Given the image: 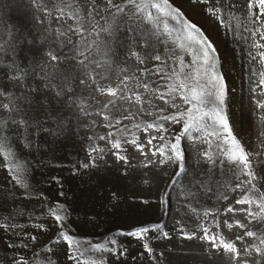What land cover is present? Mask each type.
Returning <instances> with one entry per match:
<instances>
[{
  "label": "rangeland",
  "instance_id": "374dc122",
  "mask_svg": "<svg viewBox=\"0 0 264 264\" xmlns=\"http://www.w3.org/2000/svg\"><path fill=\"white\" fill-rule=\"evenodd\" d=\"M114 2L120 3L122 0ZM168 2L213 41L218 57L215 72L224 77L226 85L224 113L233 135L247 150L259 153L252 157L254 168L264 170V148L261 147L264 136L260 135L264 125L258 119L260 110L255 107L258 99H264L256 87L259 73L264 71V67L250 55L257 52L252 47L253 40L264 41H259L258 36H249L242 28L237 31L218 24L207 11L216 0H209L208 3L201 0ZM229 2L235 4L232 12L243 18L247 11V0ZM97 3L101 10L106 6V0H97ZM47 6L52 15L38 10L33 0H0V36L3 37L0 40V89L20 97L18 102L32 120V127L29 128L13 125L9 120L12 114L0 110V120L5 122L4 135L16 154L12 158L4 156L0 161V225H7L6 228L0 227V264H14V260L21 257L28 259L30 264H48L49 259L51 264H74L69 259L70 253L64 242H56L62 230L78 239L94 242L115 239L116 245L110 247L116 251L103 253V264H232L227 254L213 250L198 238L185 239L180 231L183 226L185 232H195L199 237L202 235L200 227L203 226L213 232H222L227 239H234L235 234L242 232L235 227L229 231L223 224L225 219L229 222L243 219V213L225 214L226 208L248 207L234 204L242 193L232 190L238 181L230 166L226 163L212 168L202 160L197 163V153L203 150L210 151L216 157L215 137L211 138L210 148L204 143L203 132H193V136L201 137L195 144L191 138L181 141L189 173L207 175L208 170L212 169L208 180L212 191L193 186L191 175L181 174L177 177L175 165H161L158 163L159 157L142 156L131 144L121 153L128 157V162L117 160L107 142L99 139L106 137L109 131H115L105 126L107 121L103 115L122 117L126 114L125 110L136 113L138 106L96 91L93 78L98 80L97 73L103 72L105 75V80L99 81L101 84L112 87L125 76L133 77L126 81L128 88L143 93L152 101L155 107L144 105L154 113L152 117L138 116L133 120H123V124L135 132L143 143L148 136L158 134H145L133 125L138 121L144 123L153 120L157 108L165 109V112L159 113L161 115L174 113L176 109L136 85L156 82L160 84L161 91L167 92L166 85L178 83L175 76L161 80L159 76H149L143 70L147 67L155 72L154 66L158 65L171 75L173 69L180 72L179 61L175 57L169 59L170 53L161 51L164 63L147 60L146 64H140L129 50L134 49L143 55L145 49L133 43V33L127 30L133 25L127 23L120 25V31L111 40L108 55L96 57L103 67L85 69L78 63L83 59L78 55L80 37L71 33L60 35L64 31V21L55 19L59 13L55 11L52 0H48ZM101 15L105 19L97 17V31L112 20L109 13L102 11ZM168 22L172 27H180L176 21L169 19ZM67 23L72 24L73 21ZM144 27L141 25V29ZM179 35L182 33L174 32L169 45L171 39ZM69 36L71 44L67 43ZM87 39L100 42L105 40V35L93 34ZM12 46H15L14 52ZM156 47L162 50L165 46L157 44ZM49 52L60 56V62L51 61ZM177 52L184 58L185 64L195 59L194 54L179 49ZM65 56L69 59L65 60ZM104 60L109 63L104 64ZM198 66L191 64V67L184 68L181 76L194 72ZM60 72L68 73L73 78L68 83H71L75 104L63 103L53 89L45 87L49 78ZM89 72L91 75H85ZM80 78L85 80L84 84L78 83ZM125 94L130 96L132 93L125 90ZM167 99L171 100V97ZM111 101L117 106L115 111L112 110ZM175 103L180 105L181 110L187 107L179 98ZM105 105L109 107L105 108ZM204 110L209 109L206 107ZM169 127L176 134L181 126ZM220 144L224 148L230 147L223 141ZM93 147L103 148L104 151L92 152ZM149 160L156 162L149 164ZM13 161L24 166L22 175L14 170ZM261 175H264V171ZM17 179L21 183H17ZM262 186L264 180L257 183V187L264 191ZM189 190L195 194L189 196ZM224 195L228 196L227 200L222 199ZM57 204L63 205L66 213L64 227L58 225L48 211ZM209 210L218 215H204ZM153 224L162 227L145 234L144 240L124 235ZM40 225L44 226L43 229ZM165 232L168 233L167 237L163 235ZM32 236L36 239L32 240ZM144 243L150 246L151 253L145 251ZM121 252L122 255L119 254Z\"/></svg>",
  "mask_w": 264,
  "mask_h": 264
},
{
  "label": "snow or ice",
  "instance_id": "6c2138e0",
  "mask_svg": "<svg viewBox=\"0 0 264 264\" xmlns=\"http://www.w3.org/2000/svg\"><path fill=\"white\" fill-rule=\"evenodd\" d=\"M201 2L208 3L209 0H201ZM33 3L38 10L52 15L47 6L48 0H33ZM52 3L55 11L59 13L55 16V19L64 21V25H62L64 31L60 32V35L67 36L71 33L80 37L78 55L83 59L78 60V63L85 69L91 66L95 68L103 67L96 57L103 58L108 55L111 51V40L120 31V25L127 23L133 25V27L127 29L133 33V43L139 44L140 47L145 49L143 55L134 49L129 50L130 55L135 57L140 64H146L147 60L164 63L161 51L169 52V59L175 57L179 61L180 72L173 69L171 75L158 65L154 66L155 72L150 71L147 67L143 70L148 72L149 76H159L161 80L165 77L171 79L172 76H175L178 83L166 85L167 92L161 91L160 84L156 82H152V84L143 82L136 85V87L156 95L157 99L162 100L170 108L176 109L174 113L168 112V114L161 115L159 113L165 112V109L163 107L157 108V114L153 120L144 123L138 121L133 125L138 131L142 130L145 134L149 132L158 134L148 136L146 142L143 143L140 142V138L135 132H131L128 126L123 124V120H133L138 116L152 117L154 113L144 107V105H148L149 108L155 107L152 101L145 97L143 93L128 88L126 81L133 79V77L125 76L118 85L112 87L111 85L101 84L99 81L105 80V75L103 72L97 73L98 80L93 78L96 91L121 100H127L129 103L138 106L136 113L125 110L126 114L122 117L103 115V119L107 121L105 126L115 129V131H109L106 137L101 136L99 139L107 142L113 150L112 155L117 160L128 162V157L121 153L125 152L127 150L126 146L131 144L142 156L159 157L158 163L161 165H175L177 168L175 175L177 177L181 174L191 175L192 180L190 182L193 186H199L200 189L205 191H212L211 187L208 186L212 169L208 170L207 175L196 172L189 173L185 164L181 141L184 138H191L195 144V141L201 139V137L193 136V132H203L205 133L204 143H207L210 148L211 138L215 137L217 141L216 157L214 158L210 151L203 150L197 153V163L202 160V162L211 165L212 168L226 163L230 166L233 176L238 181L232 190L242 193L239 199L234 200V204L247 205L248 207L235 208L229 206L226 208L225 214L243 213V219H236L232 222L225 219L223 224L229 231L235 227L241 229L242 232L235 234L234 239H227L222 232H213L208 227L203 226L200 227L202 235L199 237L196 236L195 232H185L183 226L180 231L185 239L198 238L208 243L213 250L227 254L232 264H264V191L257 187V183L264 180V175H261L264 170L254 168L252 157L259 155V153L254 154L247 150L233 135L227 115L224 113L223 106L227 97L226 85L224 77L215 72L218 57L213 41L196 24L187 21L183 13L179 9L173 8L168 0H122L120 3H116L114 0H106V6L103 10L99 8L97 0H52ZM233 8H235V4L230 3L229 0H216L215 4L209 7L207 11L215 17L221 26L237 31L242 28L244 32L249 33V36H258L259 41H264V30H262L264 29V0H247V11L243 18L236 16L232 12ZM102 11L109 13L112 20L106 22V27H99V31H97L99 26L97 17L105 19L101 15ZM169 19L176 21L180 27L170 26ZM69 20L73 23L68 24L67 21ZM141 25H145V27L141 29ZM249 25H259V27H249ZM137 30H140L138 36ZM174 32H180L182 35L171 39L169 45V40ZM93 34L96 36L104 34L105 40L100 42L96 40L88 41L87 37ZM145 34H147L146 38ZM153 37L155 42H153ZM0 40H3L2 36H0ZM67 43H72L71 36L68 37ZM157 44L165 47L162 50H157ZM252 47L257 49L255 54L250 53L252 59H258L261 66L264 67V43L253 40ZM0 49H2V45H0ZM177 49L190 55L194 54L195 59L190 64H185L184 58L179 55ZM12 51H15V46H12ZM48 55L53 62H60L61 60V57L53 52H49ZM64 59L68 60L69 57L65 56ZM107 63L109 61L104 60V64ZM191 64H198L199 66L194 72L185 73L181 76L183 69L191 67ZM85 75H91V73H85ZM259 76L260 79L256 87L260 91V96L264 97V71H261ZM70 79L73 78L68 73L60 72L49 78V82L45 87L53 89L56 97L61 98L63 103L75 104V95L71 83H68ZM57 81L61 83H57ZM78 83L84 84L85 80L80 78ZM125 90L132 94L130 96L126 95ZM167 97H171V100ZM177 98L182 100L187 107L181 110L180 105L175 103ZM5 99H7V102H5ZM19 100L20 97L0 89V110H7L12 114L9 116L11 124L21 125L25 128L32 127V120L18 102ZM110 103L112 104V110L115 111L117 109L115 102L111 101ZM108 107V105H105V108ZM206 107L209 109L208 111L204 110ZM255 107L260 110L258 119L264 125V99H258ZM81 111H83V108ZM170 125H180L181 127L176 134H173ZM4 128L5 122L0 120V161L4 159V156L12 158L16 155L12 150V145L4 135ZM224 133L227 135L225 136ZM260 135L264 136V131ZM221 141L230 144V147H222ZM261 147L264 148V141L261 142ZM146 148L147 151H145ZM97 151L103 152L104 149L92 148V152ZM155 162L149 160V164ZM84 166L87 167L88 165ZM147 166L145 165V167ZM13 168L18 175H22L24 172V166L15 161H13ZM17 183H21V180L17 179ZM187 194L192 196L195 193L189 190ZM222 199L227 200L228 196L224 195ZM192 210L196 211L195 209ZM48 211L55 222L64 227L63 222L66 220V213L63 210V205L57 204L50 207ZM209 214L218 215V213H213L211 210L204 213V215ZM17 226L13 225V227ZM0 227L6 228L7 225H0ZM40 227L43 229L44 226L40 225ZM161 227L160 224H153L140 227L136 231L124 235L144 240L145 234L158 231ZM163 235L167 237L168 233L165 232ZM31 239L35 240L36 237L32 236ZM60 241H63L67 246L70 253L69 259L74 264H103L102 254L116 251L110 245H116L117 243L115 239L105 240L104 242L78 239L63 230L60 231L56 242ZM24 247H27V245H24ZM143 247L145 251L151 253L152 249L147 243H144ZM119 254L122 255L123 253ZM45 259L48 258L45 257ZM14 264H30V262L28 259L21 257L14 260ZM48 264H51L50 259Z\"/></svg>",
  "mask_w": 264,
  "mask_h": 264
}]
</instances>
